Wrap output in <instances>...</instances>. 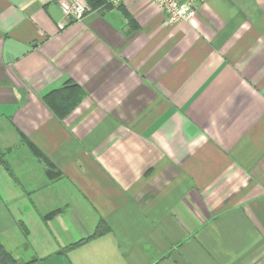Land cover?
I'll use <instances>...</instances> for the list:
<instances>
[{
    "label": "crops",
    "instance_id": "crops-1",
    "mask_svg": "<svg viewBox=\"0 0 264 264\" xmlns=\"http://www.w3.org/2000/svg\"><path fill=\"white\" fill-rule=\"evenodd\" d=\"M89 6L0 0L1 245L18 264H264V0L175 24Z\"/></svg>",
    "mask_w": 264,
    "mask_h": 264
},
{
    "label": "built area",
    "instance_id": "built-area-1",
    "mask_svg": "<svg viewBox=\"0 0 264 264\" xmlns=\"http://www.w3.org/2000/svg\"><path fill=\"white\" fill-rule=\"evenodd\" d=\"M103 4L117 8L129 0H101ZM155 4L169 24L188 22L198 11L201 0H145ZM65 20L80 22L91 11L86 0H57Z\"/></svg>",
    "mask_w": 264,
    "mask_h": 264
},
{
    "label": "trees",
    "instance_id": "trees-1",
    "mask_svg": "<svg viewBox=\"0 0 264 264\" xmlns=\"http://www.w3.org/2000/svg\"><path fill=\"white\" fill-rule=\"evenodd\" d=\"M91 1L92 0H86L88 5H89V3ZM93 1H95V0H93ZM61 92L62 91L55 92L53 94V96L61 94ZM0 166H5V162H4V160L2 158H0ZM107 231H108V229L105 227V225L103 223H100V224L97 225L96 229L94 230V232L91 235H89L85 239L77 241L76 243H74V244L68 246L67 248H65L64 250L67 251V250L74 249V248H76V247H78L80 245H83L84 243H86V242H88V241H90L92 239H95V238L101 236L102 234H104ZM0 264H18L12 258V256L4 249V247L1 245V243H0Z\"/></svg>",
    "mask_w": 264,
    "mask_h": 264
},
{
    "label": "rangeland",
    "instance_id": "rangeland-1",
    "mask_svg": "<svg viewBox=\"0 0 264 264\" xmlns=\"http://www.w3.org/2000/svg\"><path fill=\"white\" fill-rule=\"evenodd\" d=\"M28 260H30V258H24V261H28Z\"/></svg>",
    "mask_w": 264,
    "mask_h": 264
}]
</instances>
